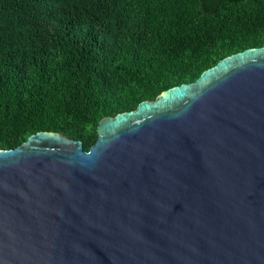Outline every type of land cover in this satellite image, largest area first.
I'll return each instance as SVG.
<instances>
[{"label": "water", "instance_id": "1", "mask_svg": "<svg viewBox=\"0 0 264 264\" xmlns=\"http://www.w3.org/2000/svg\"><path fill=\"white\" fill-rule=\"evenodd\" d=\"M0 150V264H264V46Z\"/></svg>", "mask_w": 264, "mask_h": 264}, {"label": "trees", "instance_id": "2", "mask_svg": "<svg viewBox=\"0 0 264 264\" xmlns=\"http://www.w3.org/2000/svg\"><path fill=\"white\" fill-rule=\"evenodd\" d=\"M264 46V0H0V150L98 121Z\"/></svg>", "mask_w": 264, "mask_h": 264}]
</instances>
